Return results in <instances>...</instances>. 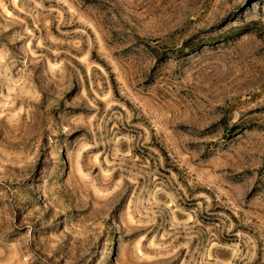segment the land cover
<instances>
[{"label":"rangeland","instance_id":"374dc122","mask_svg":"<svg viewBox=\"0 0 264 264\" xmlns=\"http://www.w3.org/2000/svg\"><path fill=\"white\" fill-rule=\"evenodd\" d=\"M0 264H264V0H0Z\"/></svg>","mask_w":264,"mask_h":264}]
</instances>
